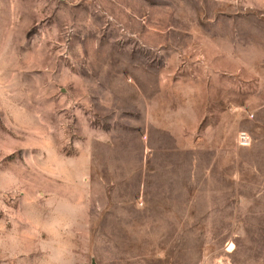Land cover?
<instances>
[{"label": "rangeland", "instance_id": "1", "mask_svg": "<svg viewBox=\"0 0 264 264\" xmlns=\"http://www.w3.org/2000/svg\"><path fill=\"white\" fill-rule=\"evenodd\" d=\"M254 257L264 0H0V264Z\"/></svg>", "mask_w": 264, "mask_h": 264}, {"label": "crops", "instance_id": "2", "mask_svg": "<svg viewBox=\"0 0 264 264\" xmlns=\"http://www.w3.org/2000/svg\"><path fill=\"white\" fill-rule=\"evenodd\" d=\"M218 46L219 45H216V47H218ZM221 51H222L221 56H223L224 51L223 50H221ZM216 56L219 57V53H216ZM235 61L237 63H240V57L239 56L238 57H235ZM205 62H208V60L205 61ZM211 74L213 76H217L219 73L212 71ZM214 74H216V75H214ZM186 94H188V93H186ZM150 108H151L150 111L152 113V116H150V117L148 116L147 122L149 123V121H150L152 123H149L148 125H151L153 128H155L157 130H160V128H162L164 125H162V123L160 121V118L157 116L158 108L156 107L155 102L153 104H150ZM182 109H184L185 111H188L189 113H194L196 111V107H195V105L193 104V102L191 100H188L187 103H185V107L183 106ZM191 117H192V119L194 118L193 119V122L198 123V117L197 116H193L191 114ZM153 149H154V146H151L150 144H147V147L143 146V158L145 157V151L151 152V151H154ZM90 160H91V153L89 154V169H90ZM82 173L85 174V171L82 172ZM147 184H148V180L145 179V175H144V178L141 181V189H142V193H143L142 196H144V190L146 189ZM141 204L143 205V202L140 203V205ZM113 208H115V207H113ZM116 211H118V210H116ZM116 211L112 213V214H115V216L117 215V212ZM118 213H119V211H118ZM244 236H248V238H245V240H247V239L249 240V246L250 247H253V246L255 247L256 244H255V242L253 243L252 241H255L256 240V237H252V236H257V235H244ZM234 244H235V247L234 248H236V247L240 248V246H241L240 244H237L235 242H234ZM256 260L257 259H255V257L254 258H248V264H252L253 262H256Z\"/></svg>", "mask_w": 264, "mask_h": 264}, {"label": "built area", "instance_id": "3", "mask_svg": "<svg viewBox=\"0 0 264 264\" xmlns=\"http://www.w3.org/2000/svg\"><path fill=\"white\" fill-rule=\"evenodd\" d=\"M238 142L240 144H248L250 142V136L246 131H240L238 134Z\"/></svg>", "mask_w": 264, "mask_h": 264}]
</instances>
